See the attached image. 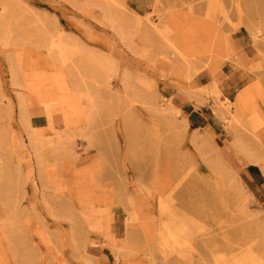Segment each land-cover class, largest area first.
I'll return each instance as SVG.
<instances>
[{
    "label": "rangeland",
    "instance_id": "1",
    "mask_svg": "<svg viewBox=\"0 0 264 264\" xmlns=\"http://www.w3.org/2000/svg\"><path fill=\"white\" fill-rule=\"evenodd\" d=\"M252 118L264 0H0V264H264Z\"/></svg>",
    "mask_w": 264,
    "mask_h": 264
},
{
    "label": "bare ground",
    "instance_id": "2",
    "mask_svg": "<svg viewBox=\"0 0 264 264\" xmlns=\"http://www.w3.org/2000/svg\"><path fill=\"white\" fill-rule=\"evenodd\" d=\"M227 45V42L224 43V45H222V47L225 49ZM59 50L61 53H64L66 51V49L62 46L59 47ZM184 50L186 51H193V46H191V43L188 41L185 43L184 45ZM222 67V64L220 63V61H212L209 65V69L212 73H216L218 72ZM216 87V85H214ZM248 93H249V90H245L243 91L237 98L236 100V105L241 109L243 110V104H244V101L246 99V97L248 96ZM251 124L254 126V129H260V128H263L264 130V123L263 122H260L258 119L256 118H252V120H250ZM262 168L264 169V164H262ZM170 208L168 207V204L167 205H164L161 207V214L163 216L165 215H168V213L170 212ZM162 242L163 244L167 245V244H172V243H175L177 242V240L179 238L182 237L183 235V231L179 228V227H176V226H173V224L169 223L168 221L166 223H164L162 225Z\"/></svg>",
    "mask_w": 264,
    "mask_h": 264
},
{
    "label": "crops",
    "instance_id": "3",
    "mask_svg": "<svg viewBox=\"0 0 264 264\" xmlns=\"http://www.w3.org/2000/svg\"><path fill=\"white\" fill-rule=\"evenodd\" d=\"M239 58H240V60H242L244 62H248L250 60V54H249L248 49H246V47L240 48Z\"/></svg>",
    "mask_w": 264,
    "mask_h": 264
}]
</instances>
